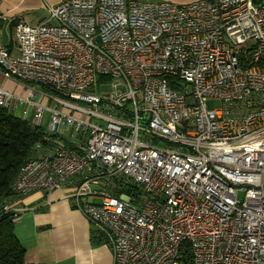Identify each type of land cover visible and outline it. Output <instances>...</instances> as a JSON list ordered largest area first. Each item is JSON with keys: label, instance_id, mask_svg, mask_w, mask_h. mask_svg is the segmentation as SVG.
<instances>
[{"label": "built area", "instance_id": "obj_1", "mask_svg": "<svg viewBox=\"0 0 264 264\" xmlns=\"http://www.w3.org/2000/svg\"><path fill=\"white\" fill-rule=\"evenodd\" d=\"M48 10L36 25L18 21L14 40L0 33V73L27 90L0 87V106L32 105L36 125L49 111L53 135L13 190L52 191L77 176L71 197L113 264H264V0H62ZM208 98L222 105L209 109ZM129 183L137 188L113 193ZM5 209L15 224L29 208Z\"/></svg>", "mask_w": 264, "mask_h": 264}, {"label": "crops", "instance_id": "obj_2", "mask_svg": "<svg viewBox=\"0 0 264 264\" xmlns=\"http://www.w3.org/2000/svg\"><path fill=\"white\" fill-rule=\"evenodd\" d=\"M61 1L4 0L0 6L5 17L0 18L1 40L4 43L14 40L12 33L18 21L36 25L48 18V6ZM8 82L15 83L0 73V87L4 89ZM10 108L15 115L32 121V105L26 102L18 105L14 100ZM77 184L76 176L59 189L19 195L13 202L19 208H29L21 212L20 220L14 224L16 237L26 248L27 264H113L112 248L92 230L91 222L71 197Z\"/></svg>", "mask_w": 264, "mask_h": 264}, {"label": "trees", "instance_id": "obj_3", "mask_svg": "<svg viewBox=\"0 0 264 264\" xmlns=\"http://www.w3.org/2000/svg\"><path fill=\"white\" fill-rule=\"evenodd\" d=\"M52 137L41 125L15 115L10 107L0 106V264H27L26 248L14 231L13 213L6 210L5 206L19 197L12 184L23 165L35 156L37 144L48 145V138ZM136 188L129 183L117 186L113 193L130 192ZM92 230L98 232L101 238L104 237L94 226ZM183 264H191L189 256Z\"/></svg>", "mask_w": 264, "mask_h": 264}, {"label": "rangeland", "instance_id": "obj_4", "mask_svg": "<svg viewBox=\"0 0 264 264\" xmlns=\"http://www.w3.org/2000/svg\"><path fill=\"white\" fill-rule=\"evenodd\" d=\"M159 1V0H157ZM167 1H171L173 3H177V4H184V3H189L193 0H167ZM12 35H14V33H12ZM8 36V35H7ZM118 82V80H114L113 79H110L108 82L104 83V84H101L100 86L97 85V92L98 93H107L108 91L112 90V83H116ZM13 82H8L6 85H5V90L7 91H10L11 93H15V95H26L27 94V91L25 88L22 89L21 85L17 82L13 83ZM17 83V84H16ZM95 88V86H94ZM185 89L188 90L189 92H191V88L189 86H185ZM40 102H43L44 104L47 103L46 100H43V98L40 96L39 99H38ZM77 103H82V104H85L84 102H81V101H76ZM88 106H91L90 104H86ZM207 107L209 109H214V108H217L219 106L222 105L221 103V100L218 99V98H208L207 99V103H206ZM50 117H51V114L49 111H45L44 113V118L42 119V122H41V126L43 127V129L49 133V127H50ZM85 119H91V117L89 115H84L83 116Z\"/></svg>", "mask_w": 264, "mask_h": 264}, {"label": "bare ground", "instance_id": "obj_5", "mask_svg": "<svg viewBox=\"0 0 264 264\" xmlns=\"http://www.w3.org/2000/svg\"><path fill=\"white\" fill-rule=\"evenodd\" d=\"M157 1V0H156ZM159 1H161V0H159ZM95 227V226H94Z\"/></svg>", "mask_w": 264, "mask_h": 264}]
</instances>
